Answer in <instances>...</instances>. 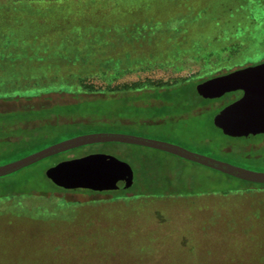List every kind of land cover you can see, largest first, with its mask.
I'll return each instance as SVG.
<instances>
[{
    "label": "rangeland",
    "instance_id": "rangeland-1",
    "mask_svg": "<svg viewBox=\"0 0 264 264\" xmlns=\"http://www.w3.org/2000/svg\"><path fill=\"white\" fill-rule=\"evenodd\" d=\"M75 52L82 59H68ZM262 61L264 0H0V117L73 103L79 77L104 89L108 81L100 75L114 69L120 76L113 87L187 77L194 84ZM206 100L214 99L196 100L206 108L198 116L57 129L48 137L58 143L126 134L264 173V148L258 159L223 151L240 145L219 129L230 94ZM113 102L101 103L100 116L134 112ZM153 125L195 129H140ZM14 134L44 141L38 129ZM91 154L127 163L133 185L60 192L48 170ZM18 155L0 150V165ZM11 192L23 194L0 198V264H264V186L162 151L119 143L79 147L1 177L0 194Z\"/></svg>",
    "mask_w": 264,
    "mask_h": 264
},
{
    "label": "water",
    "instance_id": "water-1",
    "mask_svg": "<svg viewBox=\"0 0 264 264\" xmlns=\"http://www.w3.org/2000/svg\"><path fill=\"white\" fill-rule=\"evenodd\" d=\"M205 99H219L226 94L241 92V96L222 108L218 117L225 121L223 132L232 137L264 134V62L216 76L196 86ZM119 143L162 151L227 176L264 185V173L251 171L211 157L190 152L170 143L118 133H93L76 136L19 160L0 165V178L16 173L46 158L79 147ZM48 177L61 189L93 192L121 191L133 185V170L122 161L103 154H91L61 161L48 170Z\"/></svg>",
    "mask_w": 264,
    "mask_h": 264
},
{
    "label": "trees",
    "instance_id": "trees-1",
    "mask_svg": "<svg viewBox=\"0 0 264 264\" xmlns=\"http://www.w3.org/2000/svg\"><path fill=\"white\" fill-rule=\"evenodd\" d=\"M85 53L96 55L98 52H90L87 50ZM80 54L82 52H75L72 57L68 56V59H82ZM115 71L114 69L111 73L102 72L100 75L102 79L108 81L104 89H95L94 86L86 85L84 84L85 77H79V81L76 84L78 90L72 93L73 103L64 105L54 104L50 106L40 105L36 108L25 107L24 112L18 116L13 114V112L3 114L0 117V150L6 149L10 152H19L17 158L19 160L44 149V147L46 148L50 144L53 145V143H56L57 141H49L48 136L50 132L56 131L57 129L88 128L101 123L116 125L120 128L131 125L161 124L167 119H183L187 116H198L206 111V108H203L205 106L195 104L196 100L203 98L196 91V86L203 81L189 84L190 77H187L176 79L171 83L145 81L124 84L121 87H113L110 82L118 79V76H120ZM0 86L2 87L3 85L1 84ZM229 94L231 96L230 104L237 100L242 93L234 92ZM113 101H122L124 105L132 107L134 112L131 114L127 113V115L125 114L120 119H110L109 117L107 119L104 115L100 116L101 103H110ZM215 126L217 127V125ZM224 128L225 121L224 125L219 127V129L223 130ZM23 129H38L39 132L41 131V139L44 141L36 142L35 138L29 135V132V134H25L23 137H18L14 134L16 130ZM44 130L48 131L45 132ZM262 137L261 135L248 137L249 139L233 137L239 140L240 145H233L225 147L224 149H231V152H235L237 155L236 158L239 159L243 157L249 158L251 156L254 159H258L260 157L259 152L264 148V140ZM257 138L260 142H254ZM40 143L45 144L39 145ZM224 149L223 151H225ZM246 183L264 186L262 184ZM57 188L60 192L67 191L59 187ZM21 194L23 193L11 192L5 195L0 194V198L17 197Z\"/></svg>",
    "mask_w": 264,
    "mask_h": 264
},
{
    "label": "flooded vegetation",
    "instance_id": "flooded-vegetation-1",
    "mask_svg": "<svg viewBox=\"0 0 264 264\" xmlns=\"http://www.w3.org/2000/svg\"><path fill=\"white\" fill-rule=\"evenodd\" d=\"M263 62L264 61H262L261 63H263ZM242 68H245V67H242ZM239 69H241V68H239ZM140 129H195V128L189 127V126H157V125H153V126H140ZM259 135L263 136L262 139L264 140V134H259ZM249 138H245V139H249ZM225 151L231 152V149H225ZM69 159H73V158H68V159L64 158L61 161H65V160H69Z\"/></svg>",
    "mask_w": 264,
    "mask_h": 264
}]
</instances>
